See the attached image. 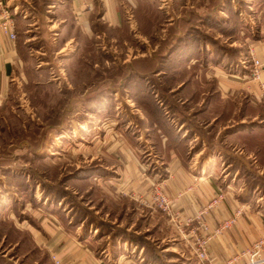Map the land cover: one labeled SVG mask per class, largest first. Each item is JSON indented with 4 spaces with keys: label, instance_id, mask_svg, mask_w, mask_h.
<instances>
[{
    "label": "rangeland",
    "instance_id": "1",
    "mask_svg": "<svg viewBox=\"0 0 264 264\" xmlns=\"http://www.w3.org/2000/svg\"><path fill=\"white\" fill-rule=\"evenodd\" d=\"M14 1L18 2L19 13L15 24L17 53L25 78L12 81L0 101V254L6 252L4 258L9 264H28L25 251L34 260L30 264H54L52 254L48 260L37 245L35 248L28 231L20 228L41 226V218L48 215L56 216L66 229L72 222L81 232L99 236L101 241L94 240L92 245L98 255L107 242L110 246L113 243L112 252H118V248L130 252L143 246L146 257L151 256L152 250L169 246L168 241L172 240L161 241L169 217L166 211L154 207L153 202L145 205L105 191L103 182L115 181L117 163L122 152L129 149H135L143 163L152 162L149 142L153 136L146 126L151 117L143 100L156 104L169 118L171 111L165 103L175 101L183 107L192 101L187 99L189 94L181 91L171 94L180 90L187 78L192 92L197 88L204 90V105L210 102L207 97L211 87L220 82L213 62L192 64L163 57L189 26L165 25L168 18L156 11L157 7L163 8L165 1L172 2V17L179 20L180 6L187 0H140L127 25L91 26L89 33L74 28L71 43L60 53L58 47L72 30L67 28L61 35L57 32L59 26L43 25L50 19L46 10L52 1ZM190 2L201 14L218 6L217 0ZM239 3L238 6L243 5ZM27 7L30 11H24ZM23 15L33 18L25 21ZM219 20L225 21L223 17ZM35 21V25H28ZM204 30L217 38L219 45L236 39L215 27L205 26ZM132 87H140V94ZM147 87L150 93L144 91ZM221 102L225 106L235 104L227 98ZM243 107L238 104L236 121L245 113H255V108L244 111ZM259 107L264 114V107ZM222 110L226 111L220 107L219 112ZM209 112L203 116L207 123L204 130L209 132L205 142L211 147L220 141L225 144L224 149L245 146L255 153L248 158L250 164L236 166L240 168L239 175H243L241 183L255 182L251 196L264 197V136L222 141V131L221 136L216 134L229 124L227 112L211 123L217 112ZM249 118L245 116L246 120ZM156 189L164 194L155 184L149 191V201ZM174 231L179 232L176 227ZM5 236L8 242L4 241Z\"/></svg>",
    "mask_w": 264,
    "mask_h": 264
},
{
    "label": "crops",
    "instance_id": "2",
    "mask_svg": "<svg viewBox=\"0 0 264 264\" xmlns=\"http://www.w3.org/2000/svg\"><path fill=\"white\" fill-rule=\"evenodd\" d=\"M3 1L13 14L16 23L19 15L17 12L18 2L14 0ZM26 1L28 2V0ZM51 1L53 4L52 2L48 4V10H46L50 19L43 25L59 26L57 32L61 35L67 28L72 30L71 35L67 36L63 44L58 47L57 53H60L68 47V43H71L74 37V28L89 33L92 30L91 26L118 27L127 25V19H131L134 15L140 0ZM149 1L152 2V0ZM226 1L222 0L221 5L223 6ZM234 2L236 1L234 0ZM239 2L243 3L242 6L240 5L242 8L237 5V3L240 4ZM215 8L217 9L215 14L218 16L221 14L225 21L229 19V14L223 7H220V3ZM233 8L234 11L238 12L244 26L238 29V36L233 33L236 39H232L230 44L225 45L221 42V45L233 49L238 47L240 53H230L231 61H223L218 55L213 62L215 64L214 70L220 82L217 87L210 89L211 101L204 105V98L202 97L204 90L197 88L195 89L196 97H190L192 101L184 105L186 116L182 117V113L177 109L175 115L169 117L166 132L162 131L157 123H153L151 127L146 125L151 128L148 130L153 136L154 141L152 140V142L156 143L155 149H157L155 150L153 143L149 142L153 149L152 162L143 163L135 149H129V151L122 152L121 158L119 157L115 181L109 179L107 182H103L106 185L103 186L105 191L116 192L145 205V201L149 203L150 189L155 184H159L170 200V212L177 216L179 222L184 223L187 219L199 216L202 224L207 225L208 230L205 231L199 227L196 220L192 224L199 235L210 236L207 242V250L209 260L213 264L226 261L233 254L249 247L255 240L264 236V197L262 195L251 196L250 190L252 188L254 190L256 185L251 181L241 183L243 175H239L240 168L236 166V163L239 167L242 164H250L251 154H256L250 153L245 146L237 148L234 145L232 148L224 149L225 144L222 143L223 145H221L220 141H217V144L215 142L211 147L205 142V137L206 135L208 137L209 132L204 130L207 123L203 121V116L210 115L209 111L213 109L217 113L211 118L210 123L219 119L220 116L225 117V112H227L226 119L229 124L223 125V130H219L216 134V136L218 134L221 136L220 132L222 131V136H225L222 141L226 138H249L250 135L264 136V118L259 112L245 113V116L250 117L248 120L242 116V119L236 121L235 117L238 104L243 105L246 109L264 107V0H238ZM26 10L30 11L29 7L24 11ZM180 10L179 20L172 17L171 12L174 11L172 2L165 1L163 8L158 6L156 11L167 16L168 22L165 25L173 26H176L177 23L182 26V19L193 12L195 14L202 13L199 9H194L191 2L188 4V0L180 6ZM20 14L22 15V13ZM25 18V21H30L33 16L30 15ZM36 23V21L30 22L28 25H35ZM204 45L210 54L214 52V47L210 43H203L201 48ZM222 54L230 56L228 49ZM252 58L258 59L262 65L260 77L255 80L249 77ZM20 61L16 41L11 42L0 29V101L6 95L8 86L12 81L19 79V77L20 79L25 78ZM196 61L197 59H191L189 62L194 63ZM191 90V88L174 90L171 94L181 91L195 96V92ZM226 98L233 100L235 104L225 106L221 101ZM239 100L243 102L241 103ZM220 107L225 108L226 111L219 112ZM249 123L250 126H248ZM252 123L255 124L253 128L251 127ZM237 130L240 131L236 132ZM206 146L208 147L206 148ZM116 155L118 156V154ZM231 176L237 180L232 179ZM221 194L222 198L219 202L205 210L209 202ZM232 217H235V222L232 225L220 232L214 231L224 220ZM41 219V226L36 225L32 228L23 226L20 228L28 231L35 248L37 245L45 257H48V260L50 254H55L64 264H196V257L190 247L193 234L185 237L189 227L184 228V235L175 232L174 222L169 217L165 222L167 226H165L161 241L164 239L172 241H168L171 242L169 246L156 251L157 260L144 256L145 251L142 254L143 246L141 249H132L130 252L126 248L124 251L118 248V252H112L111 247L115 249L114 245L112 243L110 246L108 242L100 248L98 255V249L96 247L92 249V245H94V240H100L99 236L91 235L86 231L81 232L72 222L66 229L54 215L43 216ZM5 238L7 236L4 237V241ZM167 251L171 255H168ZM24 257L27 261L29 258L28 264L34 261L26 251ZM35 264L42 263L38 261Z\"/></svg>",
    "mask_w": 264,
    "mask_h": 264
},
{
    "label": "trees",
    "instance_id": "3",
    "mask_svg": "<svg viewBox=\"0 0 264 264\" xmlns=\"http://www.w3.org/2000/svg\"><path fill=\"white\" fill-rule=\"evenodd\" d=\"M236 2H238V0H235ZM222 2V0H217V5H219V3ZM236 2H234V0H227L226 3L222 6L220 4V7H223V9L229 14V19L225 22V21H221L219 19H221V14L218 16V14H215L216 12V6H213L210 8L209 12H207L206 14H195L194 12L192 14H190L188 17H184L181 21V25L182 26H189V28H186V31L182 34H180V36H178L177 38V42H175L173 45L170 46V48L166 51V54L163 56L169 60H174L175 62H182V63H188V61H190L191 59H197L196 62L198 61H202L204 63H206V65L209 62H215L217 56L219 55L220 58L223 61H231V54H237L240 53V49L238 47L233 48H227L226 46L224 47L223 45H219V41L217 40V38L215 39V37H213L212 35H210L209 33H207V31L204 30V27H208V28H212L215 27V29L219 30L220 32L224 33V34H231L233 35V33H235V36H238V29L240 27H243L244 24L242 22V19L240 18L239 14L237 11H234V4H236ZM47 4V3H45ZM140 4L137 6V8H139ZM136 8V9H137ZM137 11V10H136ZM197 20V23L195 22ZM186 22V23H184ZM234 36V35H233ZM210 43L213 47H214V52L212 54L209 53V51L205 48V45L203 48H201V46L204 44ZM17 48V46H16ZM226 49L229 50V57L225 56L226 54H222L224 51L226 52ZM177 50L178 55H180V57H177ZM234 52V53H233ZM231 53V54H230ZM173 63L176 64V63ZM196 62L192 63V64H196ZM189 78H187L183 83L184 86L181 87L180 90H184L185 88H189V86L187 85L186 81H188ZM187 85V86H186ZM135 90L139 91L138 94H140V87H132ZM214 86L211 87V89H213ZM144 91H148L150 93L149 88H144ZM149 93H147L149 95ZM193 97L195 98L196 95H189V98ZM171 98V97H170ZM172 99V98H171ZM212 99V95H209L207 97V101H211ZM205 104H207V102H205ZM164 106L171 111V115H175V111L180 107V108H184L181 107L180 105H178L175 101H168L167 103L164 104ZM143 107L145 108V110L147 112H149V115L151 117V119L149 121L150 122V127L152 126L153 123H157L162 131L166 132V125L169 124V118H167L166 114H164L163 110L161 108H158V106L156 104L152 105L149 102H147L146 100H143ZM244 108V107H243ZM260 107L255 108V112H259L260 115L264 118V114L263 112H261L259 110ZM246 108H244L245 111ZM248 111H252L253 109L249 108L247 109ZM182 113V117L186 116V112L184 110H180ZM166 116V117H165ZM221 117V116H220ZM252 128L255 126L254 123L251 124ZM248 126H250V123L248 124ZM241 127V126H240ZM151 129V128H150ZM153 133V130H152ZM153 143V147L155 149L156 147V143ZM157 150V149H155ZM253 182V181H252ZM255 183V182H253ZM19 233V231H18ZM131 235V234H129ZM135 240L137 239H141L139 236H132ZM8 239L6 238L5 241H7ZM9 241L12 242V239H10ZM10 243V242H9ZM15 244V243H14ZM17 244V243H16ZM22 244V243H21ZM22 249V247L20 248ZM154 253L156 254L154 256ZM146 254V253H145ZM4 254H0V264H9L7 263V260L4 258ZM151 258H157V252L156 250H152L151 256H148ZM157 260V259H156ZM12 264H15L12 262Z\"/></svg>",
    "mask_w": 264,
    "mask_h": 264
},
{
    "label": "built area",
    "instance_id": "4",
    "mask_svg": "<svg viewBox=\"0 0 264 264\" xmlns=\"http://www.w3.org/2000/svg\"><path fill=\"white\" fill-rule=\"evenodd\" d=\"M15 18L11 14L9 8L6 6L3 0H0V29L7 35L11 42H15L17 39ZM246 61V60H244ZM261 63L258 59L252 58V66L250 67L249 77L253 80L259 79ZM222 198V194L213 198L206 206L205 210L215 206ZM153 199V200H152ZM152 199L149 201L151 204L154 203V207H159L169 215V218L174 222L175 227L184 235V228L189 227L186 235H192V245L190 246L192 252L196 257V264H213L208 257L207 242L209 235H199L196 232V228L192 226L196 220L200 228L207 231L208 227L206 224H202L199 216H195L193 219H187L184 223L179 222L176 215L170 212V200L160 190H154L152 192ZM146 205L149 203L146 202ZM235 222V217L224 220L218 227L215 228V232H220L223 229L228 228ZM264 236L255 240L249 247L233 254L230 258L220 264H264ZM54 264H64L55 254L51 256Z\"/></svg>",
    "mask_w": 264,
    "mask_h": 264
}]
</instances>
